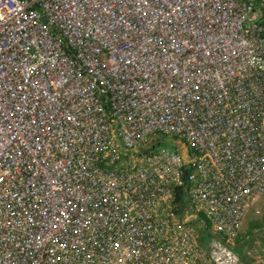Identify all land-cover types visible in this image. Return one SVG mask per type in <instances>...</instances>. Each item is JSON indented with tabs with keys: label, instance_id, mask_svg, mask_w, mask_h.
I'll list each match as a JSON object with an SVG mask.
<instances>
[{
	"label": "built area",
	"instance_id": "2783aa9c",
	"mask_svg": "<svg viewBox=\"0 0 264 264\" xmlns=\"http://www.w3.org/2000/svg\"><path fill=\"white\" fill-rule=\"evenodd\" d=\"M154 137L187 148L182 213L202 214L206 247L167 231L179 157L113 169ZM259 198L264 0H0V264H97L149 241L140 264H229Z\"/></svg>",
	"mask_w": 264,
	"mask_h": 264
},
{
	"label": "rangeland",
	"instance_id": "374dc122",
	"mask_svg": "<svg viewBox=\"0 0 264 264\" xmlns=\"http://www.w3.org/2000/svg\"><path fill=\"white\" fill-rule=\"evenodd\" d=\"M213 29V28H212ZM24 59V58H23ZM189 66V65H188ZM190 68V66H189ZM198 66H191L192 70H195ZM47 114V112L45 113ZM53 117V121H56V112L49 113ZM72 114V113H68ZM71 117L70 115H67ZM41 129L44 133L47 128H51L50 126L45 125V122L40 124ZM33 132L32 137H37V133ZM51 134L57 133V129H51ZM31 134V133H30ZM52 138V136L50 137ZM157 141H160L161 145H156ZM151 144L153 148L150 151L147 149L148 143L140 145L135 149L128 151H118V158L114 160L113 169H118L120 173H137L141 170V167L145 166L149 167L150 163L154 162L156 159L149 155L151 152L155 151H168L171 152L172 155L179 157L181 164L188 165L192 159L188 157L184 151H187L183 145H179L176 143V139L172 137H154L151 140ZM147 149V150H146ZM57 168V169H56ZM56 170L58 167L53 164L50 166L48 171L45 173V185H57L56 179ZM190 171V170H189ZM188 171V173H189ZM202 218V214L200 215ZM186 213H179L175 216V226L168 225L167 231L169 229L174 230L175 233H185L196 237L199 235V231L197 227L193 223H188L185 221ZM202 218H195L197 220H201V223H204ZM200 223V222H199ZM203 226V225H202ZM205 228V226H203ZM206 229V228H205ZM238 236L233 238L231 242L235 246L237 243L239 247L243 248V250L248 251L250 257L246 256V262L238 259H232L229 264H264V200L259 198L257 203L249 206L246 214L244 215L242 222L238 229ZM200 237V235H199ZM224 239L223 237H220ZM212 238H210L211 240ZM209 240V241H210ZM213 242V241H212ZM163 242H146L147 246H144L142 249H135V251L130 250L126 255H118L113 258H99L94 260L97 264H140L143 259H148L150 261V256L147 255V250L154 251L157 245H161ZM195 261L201 262V264H220L218 261H214L210 256L196 255Z\"/></svg>",
	"mask_w": 264,
	"mask_h": 264
},
{
	"label": "trees",
	"instance_id": "16d2710c",
	"mask_svg": "<svg viewBox=\"0 0 264 264\" xmlns=\"http://www.w3.org/2000/svg\"><path fill=\"white\" fill-rule=\"evenodd\" d=\"M156 145H161L160 141H157ZM189 166L184 165L183 167V175L181 176V184L176 186L174 189V207L176 210H179L178 213H182L184 210L189 208V203L186 199V187H187V177H188ZM194 224L196 225L199 231V242L202 244L203 247H206V243L210 239V234L206 231V229L199 223V221H195ZM233 251L239 255L240 260L246 262V255L243 252V248L239 247L237 243L233 247Z\"/></svg>",
	"mask_w": 264,
	"mask_h": 264
},
{
	"label": "bare ground",
	"instance_id": "6f19581e",
	"mask_svg": "<svg viewBox=\"0 0 264 264\" xmlns=\"http://www.w3.org/2000/svg\"><path fill=\"white\" fill-rule=\"evenodd\" d=\"M22 113L25 114L26 112L23 110ZM39 134H41V132H39Z\"/></svg>",
	"mask_w": 264,
	"mask_h": 264
}]
</instances>
